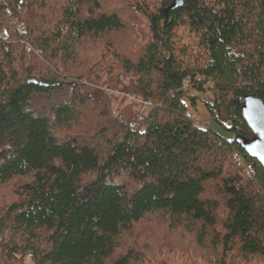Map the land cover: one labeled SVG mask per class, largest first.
<instances>
[{"label":"trees","instance_id":"1","mask_svg":"<svg viewBox=\"0 0 264 264\" xmlns=\"http://www.w3.org/2000/svg\"><path fill=\"white\" fill-rule=\"evenodd\" d=\"M174 1L0 0V264H264V0Z\"/></svg>","mask_w":264,"mask_h":264},{"label":"water","instance_id":"2","mask_svg":"<svg viewBox=\"0 0 264 264\" xmlns=\"http://www.w3.org/2000/svg\"><path fill=\"white\" fill-rule=\"evenodd\" d=\"M183 0H175L171 8L181 7ZM44 84L40 83V86ZM242 118L254 137L243 144L247 155L256 160L264 171V102L256 96L248 95L241 106Z\"/></svg>","mask_w":264,"mask_h":264},{"label":"rangeland","instance_id":"3","mask_svg":"<svg viewBox=\"0 0 264 264\" xmlns=\"http://www.w3.org/2000/svg\"><path fill=\"white\" fill-rule=\"evenodd\" d=\"M22 27H19V28L21 29ZM234 53L236 54L235 55L236 57H239L238 53H236V52H234ZM33 56H35V55H33ZM122 81L126 82V79H123ZM95 89H97L100 92L104 93L105 96H108V97L112 98V103H113V106L115 108L124 109L126 107L127 108L131 107L133 110L139 111V113L137 115V120H141L140 114H141V112L144 111V109H146V106L144 105L146 102H142L140 100L132 98L131 96H129L126 93H123L122 85H120L118 89L117 88L116 89H111L106 84H103L102 86H96ZM191 110H192L193 114L198 118V120L201 123L207 124L209 127H211L213 130H215L217 133L224 134L222 132V130L217 125H215V123H213L210 120L208 112H207V110H206V108H205L203 103L198 101L196 106H195V108L191 107ZM234 158L235 159H233V160H236V156H234ZM238 164H239L238 161H234V163L232 164L233 167L227 166L225 169H227V170H229L231 172H234V171L240 169L241 166H239ZM9 188H11V187H9Z\"/></svg>","mask_w":264,"mask_h":264},{"label":"built area","instance_id":"4","mask_svg":"<svg viewBox=\"0 0 264 264\" xmlns=\"http://www.w3.org/2000/svg\"><path fill=\"white\" fill-rule=\"evenodd\" d=\"M20 27H22L21 24H20ZM24 50H25L26 54H28V55H35V56L39 57L38 52L35 51V50H34L30 45H28V44H26V45L24 46ZM184 87L187 88V83H186V82H185ZM144 105L147 106L148 104L145 103ZM253 171H254V170H253L252 167L247 166V167L244 169L243 175H244V176H251V175L253 174Z\"/></svg>","mask_w":264,"mask_h":264}]
</instances>
